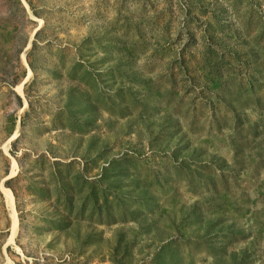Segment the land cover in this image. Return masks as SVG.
Here are the masks:
<instances>
[{
    "label": "rangeland",
    "instance_id": "1",
    "mask_svg": "<svg viewBox=\"0 0 264 264\" xmlns=\"http://www.w3.org/2000/svg\"><path fill=\"white\" fill-rule=\"evenodd\" d=\"M0 264H264V0H0Z\"/></svg>",
    "mask_w": 264,
    "mask_h": 264
},
{
    "label": "trees",
    "instance_id": "2",
    "mask_svg": "<svg viewBox=\"0 0 264 264\" xmlns=\"http://www.w3.org/2000/svg\"><path fill=\"white\" fill-rule=\"evenodd\" d=\"M167 245H165L164 247H162V248H165Z\"/></svg>",
    "mask_w": 264,
    "mask_h": 264
},
{
    "label": "bare ground",
    "instance_id": "3",
    "mask_svg": "<svg viewBox=\"0 0 264 264\" xmlns=\"http://www.w3.org/2000/svg\"><path fill=\"white\" fill-rule=\"evenodd\" d=\"M7 192H8V191H7ZM7 192H6V193H7ZM8 193H9V192H8ZM10 196H11V195H10ZM7 199H8V198H7Z\"/></svg>",
    "mask_w": 264,
    "mask_h": 264
}]
</instances>
